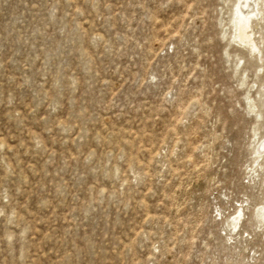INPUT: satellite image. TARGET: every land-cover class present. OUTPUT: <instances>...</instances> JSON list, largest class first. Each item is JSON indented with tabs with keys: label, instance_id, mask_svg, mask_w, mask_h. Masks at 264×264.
I'll use <instances>...</instances> for the list:
<instances>
[{
	"label": "rangeland",
	"instance_id": "obj_1",
	"mask_svg": "<svg viewBox=\"0 0 264 264\" xmlns=\"http://www.w3.org/2000/svg\"><path fill=\"white\" fill-rule=\"evenodd\" d=\"M251 2L0 0V264H264Z\"/></svg>",
	"mask_w": 264,
	"mask_h": 264
},
{
	"label": "bare ground",
	"instance_id": "obj_2",
	"mask_svg": "<svg viewBox=\"0 0 264 264\" xmlns=\"http://www.w3.org/2000/svg\"><path fill=\"white\" fill-rule=\"evenodd\" d=\"M252 10H253V4L251 0L250 1L245 0L244 11L241 12L242 17L245 18L246 15L250 14Z\"/></svg>",
	"mask_w": 264,
	"mask_h": 264
}]
</instances>
